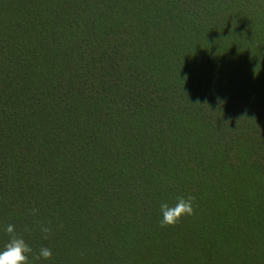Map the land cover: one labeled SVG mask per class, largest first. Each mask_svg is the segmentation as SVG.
Returning <instances> with one entry per match:
<instances>
[{
  "label": "trees",
  "instance_id": "16d2710c",
  "mask_svg": "<svg viewBox=\"0 0 264 264\" xmlns=\"http://www.w3.org/2000/svg\"><path fill=\"white\" fill-rule=\"evenodd\" d=\"M8 224L40 264H264V0H0Z\"/></svg>",
  "mask_w": 264,
  "mask_h": 264
},
{
  "label": "clouds",
  "instance_id": "9594fccd",
  "mask_svg": "<svg viewBox=\"0 0 264 264\" xmlns=\"http://www.w3.org/2000/svg\"><path fill=\"white\" fill-rule=\"evenodd\" d=\"M193 197L179 196L174 205L163 201L159 204L160 224L161 226L175 225L182 216L193 214ZM32 214L35 215L37 209H32ZM8 235V241L0 248V264H29V256L32 257V264H40L42 261L51 259L53 253L50 248L41 246L34 252L32 246L25 240L23 235L18 234L13 224H8L4 229ZM29 229H25L28 231ZM40 231L45 234L43 239H47V233L50 228L41 226Z\"/></svg>",
  "mask_w": 264,
  "mask_h": 264
}]
</instances>
